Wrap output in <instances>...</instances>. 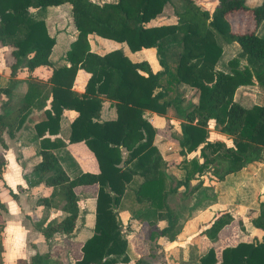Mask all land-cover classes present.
<instances>
[{
    "label": "trees",
    "instance_id": "obj_1",
    "mask_svg": "<svg viewBox=\"0 0 264 264\" xmlns=\"http://www.w3.org/2000/svg\"><path fill=\"white\" fill-rule=\"evenodd\" d=\"M167 1L0 0V45L12 58L10 73L22 64L28 77L52 83L45 117L34 122L37 134L55 132L62 110L73 109L76 115L69 122L66 143L83 141L96 161V171L80 170L70 176L50 143L45 142L47 138L41 137L40 158L33 166L40 172L50 171L44 182L51 191L37 197V203L61 211L55 221L39 228L43 239L53 233H70L79 209L74 187L97 185L92 231L80 243V256L73 264H120L132 257L134 264H149L144 257L154 255L158 237H174L177 214L168 205L167 194L180 185L185 189L191 178L205 171L218 179L236 172L259 159L264 148V92L261 102L249 106L233 97L240 85L257 84L264 89V32L258 30L264 21V0L252 7L246 0H182V7L173 11L174 21L155 22ZM64 2L69 3L77 32L65 51L69 64L53 66L49 54L54 37L48 33L44 17L31 9ZM246 10L251 13L252 30H234L236 16ZM88 33L123 42L130 51L154 47L158 68L152 70L146 59H129L119 48L92 51ZM222 41L235 42L238 49L224 68H218ZM75 81L81 93L71 90ZM181 84L197 90L196 102L186 108L182 106ZM34 86L38 84L28 85L17 107L0 113L2 145V132L12 135L30 105L35 104L30 99ZM0 92L6 95L8 86L0 87ZM98 94L114 100L113 118L97 119ZM169 106L183 118L180 137L175 138L180 159L172 167L152 143L154 133L166 132L167 126L155 128L142 116L144 109L164 113ZM210 120L230 138L229 143L208 139ZM3 165L0 153V173ZM175 169L178 174L172 173ZM121 209L138 220L141 228L153 226L147 241L154 246L147 247L145 253L137 255L130 237L121 232L117 216ZM232 219L229 210H217L200 232L213 242ZM251 223L256 232L249 240L238 239L218 249L211 244L196 264H264V202L259 203ZM45 256L35 253L28 261L17 257L15 264H43Z\"/></svg>",
    "mask_w": 264,
    "mask_h": 264
},
{
    "label": "crops",
    "instance_id": "obj_2",
    "mask_svg": "<svg viewBox=\"0 0 264 264\" xmlns=\"http://www.w3.org/2000/svg\"><path fill=\"white\" fill-rule=\"evenodd\" d=\"M167 3L169 4V0L156 15L155 22L174 21V13L169 15L165 12L163 14ZM31 11L44 17L47 31L54 37V43L49 54L52 65H68L65 51L69 48V44L77 32L69 14V5L61 3L47 6L45 9H31ZM63 22H66L65 26H63ZM50 23L55 26V31L49 28ZM69 23L72 25L71 28ZM109 41L122 44V47H109ZM87 42L92 51L102 53L113 48H119L129 59L133 61L146 59L152 70L158 68L154 47H143L130 51L123 42L101 37L94 33L87 34ZM221 44V55L224 44L237 46L234 42L222 41ZM232 54L225 59L224 65L218 68H224L226 60ZM219 59L220 56L217 62ZM11 61V56L6 55L5 46L0 45V87L8 86L9 88L6 95L0 92V113L17 107L30 83H36L38 86H34L33 94L30 97L35 104L30 105L21 125L14 130L12 135H8L5 130L1 134L4 145L0 142V153L3 156L4 165L0 173V201L3 203L4 209L0 210V264H15L17 257L28 261L31 255L35 253H46L42 259L43 264H73L74 260L80 256V243L92 231L94 196L97 185L75 186L74 191L82 203L79 204L73 230L68 234L53 233L43 239L39 233V228L55 221L60 217L61 211L58 207L37 203V197L48 195L51 191V187L44 182V177L50 171L40 172L33 166L40 158L41 137L47 138L45 142L50 143L61 166L70 176L80 170L96 171V161L83 141L66 143L69 122L76 115V111L73 109L64 108L62 110L55 132L48 133L45 130L41 135L37 134L34 122L45 117L43 110L49 107L52 83L47 79L28 77L22 64L11 74L8 67ZM75 80L78 81V78ZM76 81L71 84L70 88L81 93L82 89ZM240 86L237 87L233 97L245 102L247 100L246 92H241L243 88ZM243 86L250 87L254 84ZM180 89L183 91L184 98L188 96V91L195 90V88L185 84H181ZM98 97L100 98V108L97 119L113 118L115 116L114 100L102 94H98ZM196 99L197 97L191 98V102H196ZM142 116L153 127L161 130L165 128L166 122L171 124L169 131L167 128L164 133L156 131L152 143L161 155L171 152V157L168 159H172L173 163H170V167H172L180 159L179 153L173 151H175V147H177V151L179 149L175 138L180 137L179 122L183 120L182 115L173 106H169L164 113L144 109ZM213 124L212 120L208 122V139L226 140L228 136L219 131ZM212 133H216L214 138H210ZM189 185L193 186L190 187L188 193H184L186 194L183 198L184 206L182 205V208L175 210L177 221L174 229L177 232L174 231L172 239L159 236L155 246L147 241V238L146 242H130L137 255L145 253L147 247L154 246L152 249L154 255L144 257L149 264H196L198 256L211 244L215 249H218L224 244L232 243V239L242 230L249 232L250 236L240 239L249 240L251 238L256 232V228L251 223V218L257 214L259 203L264 202V148L259 159L246 163L237 172L227 173L218 179L212 173L205 171L197 177L191 178ZM181 189L184 187L180 185L176 191H181ZM229 198L232 199V207H235V211L224 208ZM166 201L168 203V194ZM221 207L229 210L233 219L221 227L217 233V239L212 242L200 230L208 224L217 210H221ZM117 216L120 221V230L124 236L126 238L135 236L136 238L141 227L138 220L131 218L126 209L118 210ZM158 222L162 224L161 221ZM123 229L126 232H123ZM77 239L81 241L75 242ZM215 251L216 254L219 253V250ZM120 264H134L133 257Z\"/></svg>",
    "mask_w": 264,
    "mask_h": 264
},
{
    "label": "rangeland",
    "instance_id": "obj_3",
    "mask_svg": "<svg viewBox=\"0 0 264 264\" xmlns=\"http://www.w3.org/2000/svg\"><path fill=\"white\" fill-rule=\"evenodd\" d=\"M106 1H114V0H106ZM259 2H260V0H246V4H247L248 7L255 6ZM64 4L69 5L68 2H64ZM182 4H183L182 0H169V4L167 3V5L165 6V11H163V14H165V12H166V14L168 13L169 15L172 14L174 9L181 8ZM208 5H209V8H211L212 4H208ZM69 14H70V12H69ZM250 14H251L250 11L246 10V11H243L241 16H236L235 22L232 25L233 29L237 30V31H250V30H252V28H253V20H252ZM238 17H240V19H237ZM65 25H66V22H63V26H65ZM68 25L70 26V28L72 27V25H70V23ZM49 28L51 30H53V31L56 30V29H54L55 26L53 25V23H50ZM258 30H259V33H263L264 32V21H262L259 24ZM228 43H233V42H228ZM108 46L109 47H116V46L122 47V44H117L114 41H109ZM237 49H238V47L236 45H232V46L229 45L228 46L227 44H224L223 53H222V55H220L219 62H217L216 66L217 67H222V65H224L225 59L227 57H229L232 53H234ZM240 87L243 88L241 90V92H246V96H247L246 97L247 100H245V102H242L244 105L249 106V105H251L253 103H259V102L262 101V93L264 92V89L261 86L255 84L254 86H250V87H246V86H243V85L240 86ZM236 89H235V91H236ZM235 91H234V93H235ZM187 94H188V96L186 98H184V100L182 101V106H184L185 108L191 103V98L197 97V90H194L192 92L188 91ZM165 126H167V129L169 131V127L171 126V124L170 123L168 124V122H166ZM215 136H216V133L210 134V138H214ZM224 141L226 143H229L230 142V138L227 137V139L224 140ZM176 149H177V147L174 148V150H175V151H173L174 153L178 152ZM196 152L197 151H194L193 154H196ZM160 156L162 157L163 161L169 162V163H173V161H171L172 159H168V158L171 157V152H169L168 154L167 153H162V155L160 154ZM167 160H170V161H167ZM172 173L173 174H178L176 169ZM165 185L167 186V183ZM192 186L193 185H187L185 187V189H181V191H176V192L174 191L173 193H169L168 194V204H169V206L172 209L175 208L174 210H176L177 208H182V205L184 206V204H185L184 201H183V198L186 196V194H184V193H186V192L188 193V190L190 191V187H192ZM78 201H79V204L81 205L82 202H80L81 200L79 198H78ZM226 202H228V203L225 204L224 208H228V209H230L232 211L236 210L235 207H232L233 206L232 205L233 204L232 203V199L229 198ZM221 209H222V207H221ZM152 227H153L152 225H144L143 228L140 227L139 233L136 236V238H135V236H132V237H130V241L131 242H146L148 231ZM122 231L126 232V231H124V229ZM174 231H175V229H174ZM175 232H177V231H175ZM249 236H250L249 232H247V231L244 232L243 230L239 231L237 233V235L235 236V238L232 239V242L235 241V240H238L240 238H246V237H249ZM80 241H81L80 239L75 240V242H80Z\"/></svg>",
    "mask_w": 264,
    "mask_h": 264
}]
</instances>
